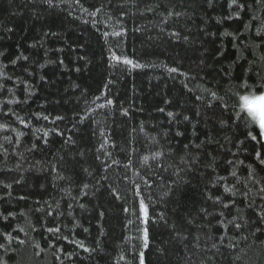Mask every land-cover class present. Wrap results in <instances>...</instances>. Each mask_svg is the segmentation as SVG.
I'll use <instances>...</instances> for the list:
<instances>
[{"label": "trees", "instance_id": "trees-1", "mask_svg": "<svg viewBox=\"0 0 264 264\" xmlns=\"http://www.w3.org/2000/svg\"><path fill=\"white\" fill-rule=\"evenodd\" d=\"M53 3L0 0V213H13L0 218V234L13 236L11 243L0 236L8 249L0 257L7 264H139L143 250L146 264H264V232L225 230L201 212L218 214L235 200L240 211L223 209L218 218L255 220L264 205V171L245 179L264 139L246 138L244 114L238 120L233 107L237 93H264V0H238L244 10L230 0ZM225 104L230 128L220 131L213 121ZM206 133L219 141L208 145L211 155L193 147ZM225 186H235V195Z\"/></svg>", "mask_w": 264, "mask_h": 264}, {"label": "snow or ice", "instance_id": "snow-or-ice-1", "mask_svg": "<svg viewBox=\"0 0 264 264\" xmlns=\"http://www.w3.org/2000/svg\"><path fill=\"white\" fill-rule=\"evenodd\" d=\"M40 2L42 4H46L48 7H53L54 3L53 0H40ZM257 2H260V0H257ZM207 3L209 5L212 4V0H207ZM233 5L236 6L237 9L239 10H244L245 9V4L243 3H238V0H230V4L229 7H232ZM151 10V9H148ZM99 11V10H98ZM169 15H176V16H180V13L176 12V13H169ZM236 15H239V11L236 12ZM231 18V17H230ZM260 30H258L259 33ZM105 35H107V33H105ZM116 35H120V33H116ZM173 36L175 37H180V33L179 32H173L172 33ZM183 39L185 41L188 40V36H183ZM262 40H264V36L261 37ZM0 55H3V53H0ZM17 59H20V57H17ZM23 59H27V57H23ZM112 59L117 61V62H123L126 65H131L134 68H140L143 67V65H140L139 63H134L132 60L128 59L127 57L121 58L120 56L115 55V53L112 54ZM13 63H15V61H13ZM62 63V62H61ZM200 63H203V60L200 61ZM170 72H176L178 71V69L176 68H171L169 69ZM244 87L246 88L247 85H244ZM212 97L215 99L217 98L216 93L212 92L211 93ZM254 98L256 100H261L264 101V93H261L259 95H255V93H253ZM197 100H200L201 97L197 96L196 97ZM241 100L243 101L242 106L239 110V112L236 113V118L239 120L241 119V113L247 110V114L252 117L253 120H255V126H252L250 124L247 123V121L245 120V117H243V125L244 127L247 129L245 135L246 138H250L251 141H256L258 139V137H260L261 139H264V116H258L249 106H248V101H249V96H242ZM113 103L112 100H107V104L111 105ZM104 105H101V107H103ZM209 108L212 107L211 104L208 105ZM234 107V105H233ZM227 108L228 105L225 104L224 105V111H222L220 117L218 119H216L214 122V124H219L220 125V131H227L230 128V122H229V118H226L225 113L227 112ZM160 111H163V109H161ZM262 112H264V107H262L261 109ZM125 115H127V113L125 112ZM197 116H200V113H196ZM169 117H174L175 114L172 112L168 113ZM212 117L209 116V119H211ZM44 119H48V117H44ZM57 119H62V117H57ZM189 116L184 115L183 116V120L184 121H189ZM21 123H24L23 120L20 121ZM27 126V125H25ZM2 127V126H0ZM258 130V131H257ZM256 132V134L254 135L253 133ZM58 135H63L62 132H58ZM18 135H23V133H19ZM45 137H47V133L44 134ZM177 135H182V133H177ZM226 140H229V142H232L230 140L229 137H225ZM239 138L237 137V140ZM69 141H71V137L68 138V141H65V143H68ZM44 143L47 144L48 140L45 139ZM215 143L218 147H219V141H214L211 136H209L206 133L205 139L201 140L200 143L198 144H194L193 147L199 151L202 152L204 155H211L210 153H208L206 151L207 147L209 144ZM239 144L240 145H245V141L244 140H239ZM3 146L0 145V148H2ZM189 147L188 144L184 145V148L187 149ZM261 147L264 148V143L261 144ZM32 148H37V145H33ZM32 149H29V151H31ZM254 150V162L253 164H250L248 166V168L246 169L247 171V177H245V179H252L255 174H256V169H259L260 171H264V153H262L260 150ZM6 151V150H5ZM230 151V150H229ZM81 155H83V153H81ZM161 155V153L157 152L154 156V158L159 157ZM232 155H236L235 153H233ZM148 157L145 156L144 160L147 161ZM196 159H199V157H197ZM213 159H215V157H213ZM195 162V161H193ZM224 163L229 167V168H234L236 165V161L235 160H226L224 161ZM239 163L241 165L244 164V161L241 160L239 161ZM194 169L189 168V171H193ZM213 173H215L216 169L213 168L212 169ZM179 174V173H177ZM230 175L232 177H237V173L236 171H231ZM220 180H225L226 177L224 176H220L219 177ZM256 183H259L260 181H255ZM17 183H19V181H17ZM237 183H240V180L237 178ZM5 187H11V185H5ZM85 187H87V185H85ZM213 187H215V185H213ZM224 191L227 193H231L232 195H235L236 189L235 186L233 187H227L225 186ZM250 191V190H249ZM261 193H264V188L260 189ZM139 194V193H138ZM10 195V193H9ZM242 196H244L245 198H248L249 196V192H242L241 193ZM3 197H0V200H2ZM21 199H23V197H21ZM209 200H213L214 204H221V198L220 196H216L214 199L212 196L208 197ZM261 200H264V195L261 196ZM253 203L254 201L249 200V204H248V208L249 210H252L253 207ZM81 207H83V205H81ZM232 207H237V202L235 200L231 201V204L229 203H222V210L216 214V213H210L208 212L207 209H201V212L205 213L206 216H211L214 220H216V223L223 229L227 230L228 226L231 225L234 229L236 230H242L243 228H249L252 229L254 228L255 232H264V229H262L260 227L261 224H264V205L260 206L259 211H254L253 215L256 217L255 220H253V218L251 216H246V215H240L239 218H237V216H233L232 219L228 220H220L218 217H223L225 216V212L223 211V209H228L229 210V214H230V210ZM124 211H128V209H124ZM140 211L143 214V223L145 225H147L149 223V213H148V207L147 205L144 203L143 200L140 201ZM237 211L239 212L240 209L239 207H237ZM48 215H51V213L49 212ZM101 216H103V213H100ZM13 216V213L9 212L7 213V215H4L3 213H0V218L4 219V220H8L9 217ZM160 219H164V213L160 214ZM165 223H167V221H165ZM188 223H192V221H188ZM212 221L210 220L208 222V226H211ZM173 229H175V226H172ZM35 230V229H33ZM49 232L51 233H59L60 229L59 228H48L47 229ZM21 231H23V229H21ZM85 231H87V229H85ZM177 235H179V233H177ZM0 236H2V238L6 241H8L9 243H11V241L13 240V236L11 233H2L0 234ZM185 239H187V237H184ZM210 238V237H209ZM65 240H67V237H64ZM221 241L224 239L223 236L220 237ZM20 244H24L25 241L24 240H20L19 241ZM80 247L84 248L85 252H91L93 251L92 249L89 248H85L84 245L81 243L79 245ZM149 247V229L147 227L143 228V248L147 249ZM213 248L216 247V244L213 243L212 245ZM0 249H3L5 252L8 251L7 247L5 246V244L0 243ZM121 259H123V257H121ZM138 259H139V264H146V260H145V252L143 250H141L139 252L138 255ZM0 264H7V260H5L3 257H0Z\"/></svg>", "mask_w": 264, "mask_h": 264}, {"label": "clouds", "instance_id": "clouds-1", "mask_svg": "<svg viewBox=\"0 0 264 264\" xmlns=\"http://www.w3.org/2000/svg\"><path fill=\"white\" fill-rule=\"evenodd\" d=\"M237 100L234 104V107H238L239 110L242 106L243 101L241 100L242 96H249V101H248V106L258 115V116H264V112L261 111L262 107H264V101L261 100H256L254 98L253 93H247V94H240L237 93ZM257 95V94H255ZM242 114H244L245 120L247 121L248 124L255 126V120L252 119V117H250L247 114V110L242 112Z\"/></svg>", "mask_w": 264, "mask_h": 264}]
</instances>
